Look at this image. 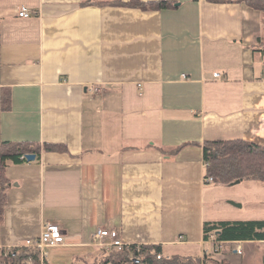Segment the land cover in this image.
I'll list each match as a JSON object with an SVG mask.
<instances>
[{
  "label": "crops",
  "instance_id": "obj_1",
  "mask_svg": "<svg viewBox=\"0 0 264 264\" xmlns=\"http://www.w3.org/2000/svg\"><path fill=\"white\" fill-rule=\"evenodd\" d=\"M115 1L129 0H0V142L64 148L7 166L0 249L54 222L64 241L46 264H99L112 249L97 228L203 264L220 242L203 238L216 193L203 143L264 146V15L239 0ZM212 253L208 264H264V241Z\"/></svg>",
  "mask_w": 264,
  "mask_h": 264
},
{
  "label": "trees",
  "instance_id": "obj_2",
  "mask_svg": "<svg viewBox=\"0 0 264 264\" xmlns=\"http://www.w3.org/2000/svg\"><path fill=\"white\" fill-rule=\"evenodd\" d=\"M220 2L221 0H209ZM247 6L260 11L264 15V0H239ZM115 5L136 7L142 10H161L175 5L171 0H129L127 2L115 1ZM3 108L9 107V92L4 89L1 93ZM59 144L36 142H0V216L7 205L6 168L9 164L27 161L25 155L35 154V160H40L43 151H62ZM203 158L208 163L205 167V176L212 177V181L219 184H230L236 180H258L264 182V146L237 139L215 140L203 143ZM203 238L210 235L220 241H264V219L253 220H214L203 223ZM161 256L158 258V256ZM35 248H1L0 264H46ZM44 262V263H43ZM131 264H199L197 259L164 257L160 245L140 244L123 247L111 252L100 259L99 264L110 263Z\"/></svg>",
  "mask_w": 264,
  "mask_h": 264
},
{
  "label": "rangeland",
  "instance_id": "obj_3",
  "mask_svg": "<svg viewBox=\"0 0 264 264\" xmlns=\"http://www.w3.org/2000/svg\"><path fill=\"white\" fill-rule=\"evenodd\" d=\"M212 184L216 187V193L214 201L207 205L209 216L215 212L211 221L231 218L264 219V182L248 179L227 185L216 182ZM248 262L257 263V255Z\"/></svg>",
  "mask_w": 264,
  "mask_h": 264
},
{
  "label": "built area",
  "instance_id": "obj_4",
  "mask_svg": "<svg viewBox=\"0 0 264 264\" xmlns=\"http://www.w3.org/2000/svg\"><path fill=\"white\" fill-rule=\"evenodd\" d=\"M17 14L19 17H29L31 15V12L29 8L25 5H22L18 8ZM213 76H219L217 72L213 73ZM208 163L204 161V167H206ZM203 181L205 182H212V177H204ZM214 235L211 234L210 238H213ZM94 240L98 242L99 245L109 248V249H117L120 250L123 247H129L130 245L124 244L118 234L110 229L107 228H97L94 232ZM64 241L63 233L59 227L58 224L54 222H47L42 226L40 235L34 239H27L25 242L21 245V247L25 248H35L40 251V256L43 258V256L46 255L45 248L49 245H53L55 243H61ZM222 247V241L217 242L215 247L212 251H219ZM237 253H241V248L236 247L235 248ZM212 251H205L203 254L204 257H202L201 260H204L203 264H208L209 260L212 259ZM161 257L160 255L158 258ZM202 264V263H201Z\"/></svg>",
  "mask_w": 264,
  "mask_h": 264
},
{
  "label": "water",
  "instance_id": "obj_5",
  "mask_svg": "<svg viewBox=\"0 0 264 264\" xmlns=\"http://www.w3.org/2000/svg\"><path fill=\"white\" fill-rule=\"evenodd\" d=\"M176 4H178V3H176ZM25 158L27 161H34L35 160V154L28 153L25 155ZM238 182H240V180L234 181V183H238Z\"/></svg>",
  "mask_w": 264,
  "mask_h": 264
}]
</instances>
